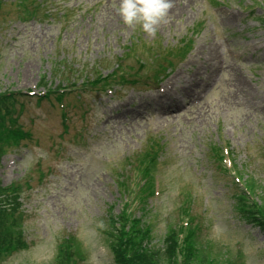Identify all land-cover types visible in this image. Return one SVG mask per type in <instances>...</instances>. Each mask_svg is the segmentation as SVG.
Wrapping results in <instances>:
<instances>
[{"label": "rangeland", "instance_id": "obj_1", "mask_svg": "<svg viewBox=\"0 0 264 264\" xmlns=\"http://www.w3.org/2000/svg\"><path fill=\"white\" fill-rule=\"evenodd\" d=\"M252 1L171 0L153 36L123 22L120 0H1L0 92L22 93L11 115L30 137L0 159V187L18 184L23 211L12 233L18 248L0 264L57 263L66 240L80 250L76 264H115L107 218L110 210L123 217L124 200L134 220L150 219L154 247L163 251L193 195L192 213L205 224L168 264H264V229L235 210L239 191L209 148L228 144L264 216V28L241 10ZM169 59L174 69L158 94L155 70ZM116 65L127 85H81ZM61 80L80 93L65 97V113L53 94L37 99ZM153 177L155 195L140 209V187ZM141 234L135 225L125 233L128 251ZM117 238L111 234L120 250Z\"/></svg>", "mask_w": 264, "mask_h": 264}, {"label": "trees", "instance_id": "obj_2", "mask_svg": "<svg viewBox=\"0 0 264 264\" xmlns=\"http://www.w3.org/2000/svg\"><path fill=\"white\" fill-rule=\"evenodd\" d=\"M108 79V78H106ZM105 80V79H104ZM101 81V79H96L94 81L91 82L92 85L94 84H98ZM17 136H19V138L21 137V135L19 134V132L17 131H11L10 128H8L6 126V123L4 124L3 120H0V147H2L3 145H5L6 143H8L11 140H14L17 138ZM1 154V152H0ZM19 195L18 190L16 191V196ZM13 197L11 200H15ZM7 202L8 200L4 199V200H0V256H4L7 253H10L13 251V249H16L13 247V245L11 244L12 240L14 242L15 237H12V233L13 230L16 229L15 226H13L12 223H10V225H8L9 219L7 217V212L6 210H4V208L2 207V205ZM19 214V215H18ZM21 214L19 212H17V214L13 215L12 218L14 220V222L16 224H18L17 221H20L21 219ZM120 231H122L120 228L116 229V232L118 234L115 235V238L118 237V246H123L125 243L124 241H126L127 237L126 235L124 236H119ZM128 232V231H126ZM20 233V231H19ZM21 239H23L21 237ZM20 240V237H17V243ZM19 243H21V240L19 241ZM66 244H68V247H66ZM133 244V242H132ZM132 244L130 245L129 251L132 253V259L134 262L136 261H140L142 258L143 259H149L147 264H159L158 259L154 256V257H144V253L141 254V250H140V245H138V243L133 244L134 246L131 248ZM143 244V242H142ZM171 246H174L175 243H171ZM71 244H69L68 240L65 242H62L59 247H58V251L57 254L54 258L53 262H57L58 264H73L78 256V252L76 249L70 248ZM192 256H195L194 252H191ZM54 263V264H57Z\"/></svg>", "mask_w": 264, "mask_h": 264}, {"label": "clouds", "instance_id": "obj_3", "mask_svg": "<svg viewBox=\"0 0 264 264\" xmlns=\"http://www.w3.org/2000/svg\"><path fill=\"white\" fill-rule=\"evenodd\" d=\"M171 7V0H120L118 13L125 24H140L144 32L154 36Z\"/></svg>", "mask_w": 264, "mask_h": 264}]
</instances>
